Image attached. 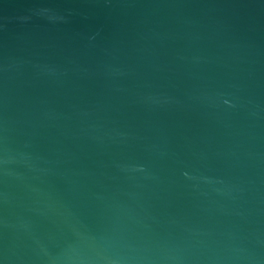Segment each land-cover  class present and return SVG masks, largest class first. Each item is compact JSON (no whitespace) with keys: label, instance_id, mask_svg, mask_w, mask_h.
Wrapping results in <instances>:
<instances>
[{"label":"water","instance_id":"obj_1","mask_svg":"<svg viewBox=\"0 0 264 264\" xmlns=\"http://www.w3.org/2000/svg\"><path fill=\"white\" fill-rule=\"evenodd\" d=\"M0 264H264V0H0Z\"/></svg>","mask_w":264,"mask_h":264}]
</instances>
